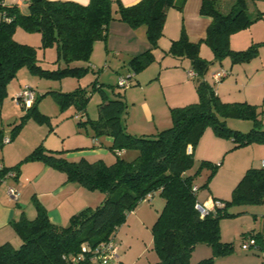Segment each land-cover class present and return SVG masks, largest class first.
<instances>
[{"label": "trees", "instance_id": "obj_1", "mask_svg": "<svg viewBox=\"0 0 264 264\" xmlns=\"http://www.w3.org/2000/svg\"><path fill=\"white\" fill-rule=\"evenodd\" d=\"M185 1L139 0L125 6L120 0H89L86 4L74 0H26L28 11L24 13L16 3L0 0V103L7 94L8 83L23 66L33 74L54 79L86 74L87 64H71L88 63L94 43L106 40L112 20L124 21L133 28H145L149 46L128 60L129 67L137 74L155 60L154 50L164 34L168 8L181 10ZM200 13L211 17L205 36L191 40L181 28L179 36L162 51V56L189 62V69L195 73L190 78L194 79L198 92L196 101L170 107L169 126L150 134L130 133L126 127L124 94L113 91V96H109L101 82H92V89L79 86L67 92L49 91L60 111L74 107L81 116L77 125L89 124L90 136H110L113 140L108 148L116 157L110 164L103 159L90 161L83 156L68 160L38 144L14 165H2L0 182L8 171L13 172L12 178L16 179L21 163L38 160L63 171L67 181L103 192L104 198L95 207L88 206L72 214L66 225L52 222L45 207L36 199V214L32 219L23 217L11 223L20 243L18 246L10 242L0 244V264H100L95 256L97 245L114 242V233L125 222L127 214L155 192L164 200L151 226L157 264H214L212 257L190 262L191 253L198 244L209 245L215 253L231 249V243L220 239V219L229 215L226 211L229 204L264 202V166L262 161L261 166H249L234 186L230 200L215 199L214 206L207 207L208 212L201 215L196 204L204 203L197 195L209 178L199 184L197 176L203 167H208L211 168L210 177L219 164L201 159L195 167L192 149L208 126L217 136L232 138L231 149L253 142L264 143V102L256 105L245 100L222 101L214 83L225 74L217 81L204 78L209 67L221 63L225 57L236 63L258 54V43L254 42L244 49L231 48L230 36L250 26L262 17V13L258 10L250 13L247 0H234L228 11L220 10L218 0H202ZM17 26L39 32L43 47L55 45L56 62L64 65L53 69L41 67L35 47L14 39ZM202 44L212 49L211 60L201 56ZM123 76L119 74V78ZM132 76L128 77L129 86L135 84ZM119 78L117 86L125 89L119 84ZM95 87L101 92L102 101L98 104V116L92 119L87 116L86 101L90 96L88 92ZM38 100L39 96H35L28 107L20 104L26 113L13 126L9 140L15 137L27 118L39 123L49 120L38 109ZM229 118L249 120L252 126L247 132L231 129L226 125ZM188 147H191L190 152ZM128 150L136 152L131 159L122 155ZM250 234L258 243L257 250L264 251V235L260 232ZM258 264H264V259Z\"/></svg>", "mask_w": 264, "mask_h": 264}, {"label": "rangeland", "instance_id": "obj_2", "mask_svg": "<svg viewBox=\"0 0 264 264\" xmlns=\"http://www.w3.org/2000/svg\"><path fill=\"white\" fill-rule=\"evenodd\" d=\"M247 1L250 7L253 3L254 6L256 5L257 8L261 10L262 4L259 0ZM21 10L26 13L28 11L27 5L22 4ZM249 11H251V8H249ZM262 17H264V15H262ZM262 17L255 21L253 23L254 26H252L256 29L259 28V34H262V29H264V18ZM109 36L112 42L114 40L116 43L121 40L113 31L109 33ZM13 37L19 42L35 47L37 63L41 65V67L53 69L59 65H64L61 61L59 65L56 62L58 52L55 45L46 47L41 45V34L39 32L26 31L17 26ZM163 37L160 39V42H158V46L160 47V44H166V40H164ZM132 39V41H129L130 34H128L120 43L138 44L140 41V37L138 36ZM260 40L261 41L254 42L258 43L259 52L250 60L236 63H232L229 57H225L222 60L223 64L227 66L230 72L223 78V82L230 79L236 71L241 73H244V70L254 72L256 68L259 70L252 75L251 83L257 84L261 80H264V36H262ZM252 43L250 42L249 45ZM112 45H114V43L109 44V47ZM202 49V52L206 54L204 58L206 56H208V58L213 56L212 49L208 45L203 44ZM104 54L105 42L102 41L100 46H94V48H92L90 55V62H94L96 67L93 69L90 68L88 72L81 77L67 76L61 79H54L33 74L27 66L18 69L16 76L8 83L7 94L0 103V133L5 134V137H11L13 126L19 122L20 117L26 113V110L14 100L16 92H19L24 86H30L34 96H39L38 101H40V103H37L38 108L49 117V120L39 123L33 118H27L15 135V137L18 136L15 144H12L14 139L11 142L6 141L4 143L0 138V159L2 157V159L5 158L9 162L13 160L19 162L20 159L18 158L23 144L30 140H36L35 138L40 136V139H37V143L42 144L46 151L52 150L54 154L60 155L68 160H78L82 156L90 161L103 159L108 164L115 160V153L109 150L108 147H105V145L102 146L99 144L92 146L90 126L89 124L86 126L77 125L81 116L76 112L74 107H69L64 111H60L54 95L49 92L51 90L67 92L79 86H86L92 89V82H101L102 89L109 96H113V91L114 93L122 92L124 94L123 96L127 104L126 123H128V127L129 125L132 126L131 123L138 124L136 126H141V124L144 123L143 113L139 108L140 101H136L144 97V95L150 101L153 110V120L150 124L151 128L155 129V126H157L160 130L171 124V118L166 122L159 119L162 115L159 114V102L162 99L161 81L159 79H154L150 85L146 81L153 76L154 70H156L154 65L158 63L154 60L138 72V77L143 80L141 89L137 87L139 84H133L123 89L117 86L120 74H118V70H121L124 76H126L129 54L122 51L120 55H114L109 51L107 53L108 61L104 60ZM80 64L88 63L79 62L72 63L71 65ZM214 66L219 67L221 64H216ZM214 66L209 67L210 70L213 69ZM150 69L154 70L152 71ZM132 80L134 81V79ZM238 83L239 88L243 89L245 83H243V81H238ZM96 86H98V84ZM236 88L234 86L233 89L229 90L232 93L230 96H238L234 95V93H236ZM88 94H90V96L86 101L87 116L94 119L98 116V104L102 101V95L97 87L89 91ZM240 94L239 91V96ZM262 101H264V99H262ZM262 101L260 99L256 102L260 104ZM226 125L231 129L247 132L251 128L252 122L249 120L229 118L226 120ZM129 128L133 130V132L136 130L134 129V125L133 129L132 127ZM143 128L146 130L144 132H149V127L144 125ZM205 131L213 132L210 126H208ZM205 131L196 145L201 148L203 145H206L208 149L206 151L208 160L218 163L219 166L210 177L208 175L211 173V168L203 167L197 176L196 182L202 184L207 178L209 179L207 185L200 187L197 196L205 206L213 207L218 199H220V202L223 200H230L234 186L248 166H250L246 165L247 167H242L245 160H247L248 164H251V166H261L260 161L264 159V143L253 142L231 149L233 146L232 138L219 137L213 132V135L217 137L214 141L210 138L211 135L208 134L209 132ZM104 137L105 136H102V138ZM37 143L36 145H32L31 148L29 147V150L32 151L35 146L38 145ZM100 147L105 150L99 152L97 149ZM189 148L191 149V147ZM135 154L136 152L134 150H128L122 155L127 159H131ZM194 161V166L196 167L201 159L200 157H194ZM25 163L26 162L21 163L20 168L25 167ZM29 172L30 170L26 166L24 175H27ZM5 181L3 180L0 182L2 188L16 185L14 181ZM85 191L90 196L88 197L90 207H95L104 198L103 192L97 189H88ZM32 202L34 203V201ZM163 204V198L158 192H155L150 199H144L133 211L127 214L125 222L121 224L114 233L113 240L117 248V255L109 264H157L158 256L153 248L151 226L155 222ZM226 211L229 215L220 219V239L223 242L231 243V249L228 252L215 253L209 245L198 244L191 253V263H195L207 257H212L214 259V264H258L264 259V251L254 248L243 249L242 247L243 241H248L253 237V235L250 234L251 232H258L257 230L264 227V202L229 204L226 207Z\"/></svg>", "mask_w": 264, "mask_h": 264}, {"label": "crops", "instance_id": "obj_3", "mask_svg": "<svg viewBox=\"0 0 264 264\" xmlns=\"http://www.w3.org/2000/svg\"><path fill=\"white\" fill-rule=\"evenodd\" d=\"M74 1L82 4H86L89 2V0H74ZM120 1L123 5L129 6L138 2L139 0H120ZM259 1L262 4L261 10L258 9L256 5L254 6V4L251 2L252 3L251 7L248 4V11L249 8H251V11H249L250 13L251 12L254 13L257 9L262 13V15H264V0H259ZM6 2L16 3L19 6L20 10L22 4L27 5V2L25 0H6ZM201 2L202 0H186L181 10H179L176 7L168 8L166 13V20L164 23V34L162 35V37L164 36L163 37L164 40H166V44L164 45L160 44L161 47L158 46L155 49V62H157L158 64L154 65L155 66L154 68L156 70L153 69L155 71L153 76H151L146 81L147 83H149V85L152 84V81L154 79H159L161 81L162 99L159 102L160 105L159 114L162 115L159 117V119L165 122L170 119V107L185 105L194 102L198 99L196 83L193 78L187 76V70L189 69V62L185 59L180 60L177 58H173L171 56H162V51L169 47L171 40L179 36L181 28H184L186 34L191 40H197L198 38L205 36L207 26L211 21V17L200 13ZM233 2L234 0H218V5L220 10L228 11L231 5L233 4ZM252 24L245 29H242L240 31L231 34L230 36L231 48L235 50L244 49L247 47V45H249L250 42L252 43L255 41H261L260 40L261 37L264 36V29H262V34H259V28L256 29L252 27L254 26V24L253 25ZM111 31H113L114 34L117 35V37L121 38L120 41H122V39L124 40L125 36L128 34H130L129 41H132L133 40L132 38H135L136 36L140 37V41L138 44L135 43L126 44L125 42L120 43V41H117L115 43L114 40L112 42V40L110 39L111 37L109 36V33ZM160 39L158 42H160ZM102 41L103 40L96 41L93 45V48L94 46H100ZM104 42H105V54H104L105 61H108L107 53L109 51H111L114 55H120L121 52L124 51L125 53L127 52L129 54V58H130L131 56L139 54L149 46L148 42L146 41L145 28L143 26L133 28L128 23L119 20H112L110 22L108 26L107 38ZM113 43L114 45L109 47V44H113ZM202 47L203 44L200 46V54L204 57L206 54L202 52L203 50ZM205 58L207 60H211L213 56H211V58H208V56H206ZM216 64H221V66L215 67L214 65ZM87 65L89 66V69L90 68L93 69L94 67H96V64L94 62H90V60L88 61ZM211 66H214V68L211 70L209 68L208 72L204 75V78L207 79L208 81L213 80L212 78L213 72L218 70L225 71V75L219 81L214 83L215 91L218 97L222 101L231 102L242 99L251 104L259 105L257 104L256 101L260 99L262 101V99H264V80H261L257 84L251 83V77L259 70L258 68H256L254 72L253 71L249 72L244 70V73H241L239 71H236L235 74L232 75V77H230V79L223 82V78L230 73L229 70L227 69V66L224 65L223 62L214 63ZM119 73L124 75V73L121 72V70H118V74ZM131 75H133L132 77L135 78L134 79L135 84H139L137 87L141 89L142 88L141 86L143 85V80H141V78L138 77V73L135 74L128 65L126 76L131 77ZM238 81L239 82L243 81V83H245L243 89L239 88ZM234 86L235 88L237 87L236 93H234V95H238V96L232 97L230 96L232 93L229 90L233 89ZM239 91L241 93L240 96H239ZM136 101H140L139 108L143 113L144 123L141 124L142 127L136 126L138 124L131 123L132 126L129 125V127H132L133 129V125H134L135 127L134 129H136L134 130V132L128 127V123H126L127 130L130 133L136 135L150 134L159 130L157 126H155L156 127L155 129L151 128L150 126L153 120V110L148 98L144 95V97ZM39 103L40 101H38V104ZM144 125H146V127H149L148 128L149 132H144L146 131L143 128ZM205 132H209L208 134L211 135L210 138L212 140L215 141L217 139V137L213 135L212 131H205ZM17 137L18 136L13 138L14 141L13 139H11V140H7V142L13 141L12 144H15ZM39 137L40 136H38V138L36 137L35 138L36 140H30L23 144V147L20 149V156L18 159L21 160L24 156L27 155V153L28 154L30 153L28 152L31 151L29 149L32 147V145H36L37 141L40 139ZM4 138H5V134L2 133L1 141L5 143L6 141H4ZM112 140L113 139L110 136H105L104 138L92 137L91 144L92 146L101 144L102 146L105 145V147H108L109 145H111ZM97 150L100 152L105 149L100 147ZM207 150L208 149L206 148V145H203L202 148L199 147L198 145H195L194 148L192 149L193 156L200 157V159H208L206 153ZM0 161H1L0 167L2 165L12 166L15 163H17L16 162L17 160H13L9 162L5 158L2 159V157ZM261 161H260V165H261ZM25 164H26L25 167L20 168V172L17 175L16 179L11 177H6L4 179V181L6 180L5 182L9 180L15 182L16 185L15 184H10V185H15L13 187H15L16 190H18L17 198H14L8 194L7 186L2 188L0 185V244L5 242H10L14 246L19 245L20 238L14 231V228L11 223L19 219H22L23 217L32 219L36 214V207L32 201H35L36 199L45 207L50 220L54 223L61 225H66L72 214L89 206L88 197L90 196L85 191L88 189L75 181H67L66 175L63 171L58 170L38 160L28 161V163L26 162ZM246 165L251 166V164H248L247 160L244 161L242 167ZM26 166L27 168H29L30 172L27 175H24V170L26 169ZM153 195H151V197ZM257 231L260 232L262 235H264V227H262Z\"/></svg>", "mask_w": 264, "mask_h": 264}, {"label": "built area", "instance_id": "obj_4", "mask_svg": "<svg viewBox=\"0 0 264 264\" xmlns=\"http://www.w3.org/2000/svg\"><path fill=\"white\" fill-rule=\"evenodd\" d=\"M224 74H225L224 70H218V71L213 72L212 78L217 81ZM194 75L195 73L191 69L187 70L188 77H193ZM119 84L125 87L129 86L128 77L127 76L120 77ZM34 97L35 96H34L32 88L30 86H24L18 93L14 95V100L17 103L24 104V106L28 107L32 104ZM7 140H9V138L5 137L4 141H7ZM189 150L190 148L188 147V151ZM262 166H264V160H262ZM12 176H13V172L8 171L6 173V177H12ZM7 192L10 196L14 198H17L18 196V190H16V188L13 186H8ZM150 197L151 195H148L146 199H149ZM196 208L198 209L201 215H205L208 212L207 206H205L202 203H197ZM242 247L243 249H249V248L258 249V243L256 242L255 238L252 237L248 241H243ZM95 251H96L95 256L96 258L99 259L100 264H109L111 260L115 258V256L117 255L116 254L117 248H116L115 243L112 240L106 241V242H100V244H98L97 247L95 248Z\"/></svg>", "mask_w": 264, "mask_h": 264}, {"label": "water", "instance_id": "obj_5", "mask_svg": "<svg viewBox=\"0 0 264 264\" xmlns=\"http://www.w3.org/2000/svg\"><path fill=\"white\" fill-rule=\"evenodd\" d=\"M26 1V0H25Z\"/></svg>", "mask_w": 264, "mask_h": 264}]
</instances>
